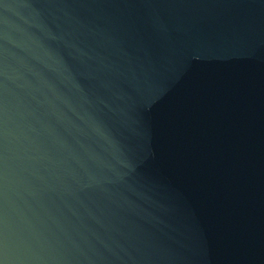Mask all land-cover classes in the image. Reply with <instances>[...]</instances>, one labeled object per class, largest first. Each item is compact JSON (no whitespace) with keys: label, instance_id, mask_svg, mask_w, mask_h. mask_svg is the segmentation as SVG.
<instances>
[{"label":"water","instance_id":"water-1","mask_svg":"<svg viewBox=\"0 0 264 264\" xmlns=\"http://www.w3.org/2000/svg\"><path fill=\"white\" fill-rule=\"evenodd\" d=\"M0 264H264V0H0Z\"/></svg>","mask_w":264,"mask_h":264}]
</instances>
